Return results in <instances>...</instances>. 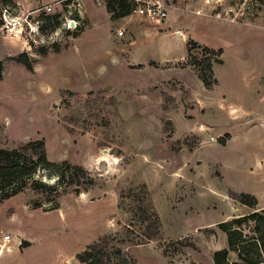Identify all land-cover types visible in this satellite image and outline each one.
I'll use <instances>...</instances> for the list:
<instances>
[{"label":"rangeland","instance_id":"obj_1","mask_svg":"<svg viewBox=\"0 0 264 264\" xmlns=\"http://www.w3.org/2000/svg\"><path fill=\"white\" fill-rule=\"evenodd\" d=\"M13 1L16 10L0 14V148L42 142L59 169L34 174L51 190L30 181L0 203V233L34 243L29 263L79 264L88 245L114 237L135 264H212L227 248L218 224L251 212L232 192L264 203V0H163L159 24L112 21L102 0H75L68 10L51 4L58 24L42 29V6L30 10L37 0ZM174 34L196 43L183 62ZM134 52L160 65L139 66ZM207 59L209 88L199 79ZM140 186L161 229L136 245L146 234Z\"/></svg>","mask_w":264,"mask_h":264},{"label":"trees","instance_id":"obj_2","mask_svg":"<svg viewBox=\"0 0 264 264\" xmlns=\"http://www.w3.org/2000/svg\"><path fill=\"white\" fill-rule=\"evenodd\" d=\"M72 0H66L63 3L68 4ZM105 8L112 21L120 18L128 17L133 8V5L128 0H103ZM4 8L0 9V14L11 13L16 10V4L13 0H4ZM58 15H42L40 21V29L43 26L51 27L58 24ZM3 25L2 17H0V27ZM196 43L189 41L187 47H195ZM207 55H214V53L221 55L222 51L219 49L214 52L210 49L203 48ZM188 48V56H189ZM21 56H25L21 55ZM23 63L28 71L32 67L28 61H18ZM207 72L208 76L201 75L199 79L205 88L214 85L215 81H210L209 76H213L212 68L207 59ZM4 65L0 61V80L2 79ZM219 144L224 146V142L217 140ZM37 145L39 151H34L33 147ZM39 154V155H37ZM39 157H34V156ZM66 165V164H64ZM73 171L84 173L85 171L80 167H72ZM52 167L59 169V165L51 163L45 156V151L42 142L28 143L19 148L7 150L0 148V203L4 200L10 199L19 194L27 185L28 182L34 180V174L39 169H47ZM73 177V176H72ZM57 182L61 184L64 179L63 173H57ZM32 187L36 190H51V186L45 183L32 181ZM143 191V204L138 211L142 216H146L145 220V233L136 242L140 245L146 242L154 241L158 238L161 229L160 218L156 213L148 191L145 186L138 187ZM75 193H80L77 189ZM232 199L239 204L253 209L247 215L238 216L230 221L221 222L218 228L226 236L227 248L217 250L212 254L213 264H264V208L255 209L257 205L256 199L248 194H231ZM147 222V223H146ZM248 223H252L251 237L244 234V228ZM119 243L114 237H104L98 242L88 245L84 251L77 254L76 260L79 264H135V261L126 255L116 244ZM233 254L237 261L231 263L229 261V254Z\"/></svg>","mask_w":264,"mask_h":264},{"label":"crops","instance_id":"obj_3","mask_svg":"<svg viewBox=\"0 0 264 264\" xmlns=\"http://www.w3.org/2000/svg\"><path fill=\"white\" fill-rule=\"evenodd\" d=\"M61 1H64V0H50V1H47V2H44L45 4L43 5V3H42V0H37V4H35V6L34 7H30V10H34V9H36L38 6H46V5H53V4H57V3H59V2H61ZM79 1V0H78ZM102 2H103V4H104V6H105V3H104V1L102 0ZM18 5H19V7H21V8H27L28 6L24 3V0H19L18 1ZM29 8V7H28ZM105 10H106V8H105ZM107 12V11H106ZM107 14H108V12H107ZM88 16V15H87ZM108 16H109V19H110V15L108 14ZM129 17H124V18H120V19H118V20H114V21H121V20H127ZM88 19H89V24H88V29L89 28H91V21H92V19L91 18H89L88 17ZM111 20V19H110ZM135 23V26H139V25H142V24H138V23H136V22H134ZM121 28H117L116 29V31H117V33L118 32H120L121 30H120ZM147 31H148V33H153V31L150 29V28H148V26H147ZM123 32V35H122V37L124 36V31H122ZM131 32H132V34H134V36H135V38H136V33L135 32H133V30H131ZM126 33V32H125ZM154 34V33H153ZM173 36H176L178 39H180V40H182V42L183 43H185L186 44V54L184 55V56H182V57H180L178 60H181L180 62H183L185 59H186V57L188 56V47H187V43H186V40L185 39H183L182 37H179V36H177V35H173ZM136 44H137V40H135L131 45H130V52L132 53V51H133V49L135 48V46H136ZM134 58H133V60H137V59H139L141 56L140 55H138V54H136L135 52H134V56H133ZM169 57V56H168ZM141 59L142 58H140L139 59V61L137 62V64L139 65V66H147V67H157L158 65H160V63H159V60H156V59H153V58H149V57H147V58H143L144 59V62H140L141 61ZM162 59V58H161ZM163 59H165V60H168L169 58H163ZM172 60H176V59H172ZM212 70L215 72V67H213L212 68ZM198 81H200L199 79H198ZM201 82V81H200ZM201 84H202V82H201ZM203 85V84H202ZM203 87H204V85H203ZM224 147H226L225 145H224ZM232 194H237V193H234V192H232ZM239 194H241V193H239ZM244 194H248V195H251V196H253L255 199H256V201H257V205H256V207H258L259 209H262V208H264V203H261V201L259 200V198H258V196L257 195H255V194H252V193H244ZM237 202V201H236ZM238 203V202H237ZM239 204V203H238ZM241 207H243V208H245V209H247V210H250L251 212L253 211V209H251V208H248V207H246V206H244V205H241V204H239ZM241 216H243V215H241ZM236 217H238V216H236ZM12 218V217H11ZM233 218H235V217H232L231 219H233ZM230 219V220H231ZM225 222V221H224ZM223 233V232H222ZM4 234H8V233H4ZM224 234V233H223ZM1 235H3V233L1 234L0 233V236ZM11 237V236H10ZM33 247H34V243H32V242H30L29 240H27L26 238H24V237H21V236H18L16 239L15 238H12L11 237V240L6 244V249L5 250H3L1 253H0V264H37V262L34 260V261H32L33 263H29L28 261H26V259L25 258H27L26 257V255H27V253H31V250L33 249ZM212 258V257H211ZM73 260L70 262V264H73ZM212 264H213V261H212Z\"/></svg>","mask_w":264,"mask_h":264},{"label":"built area","instance_id":"obj_4","mask_svg":"<svg viewBox=\"0 0 264 264\" xmlns=\"http://www.w3.org/2000/svg\"><path fill=\"white\" fill-rule=\"evenodd\" d=\"M64 1H61L57 4L60 6L61 9H67V10L70 9V3L75 2V0H72L70 3L64 4L63 3ZM128 1L133 5V8L130 12L129 17L138 18L140 20L148 22L149 24L163 23L168 18V7L163 2V0H128ZM205 2L206 4H208L209 0H206ZM40 10L43 12L44 15H50L53 12L51 5L43 6L40 8ZM41 22L42 21H40V19L35 21L36 25H40ZM117 34L119 36H122L123 32L120 31ZM10 240H11V237L9 234H3L0 236V253L6 249V244Z\"/></svg>","mask_w":264,"mask_h":264}]
</instances>
